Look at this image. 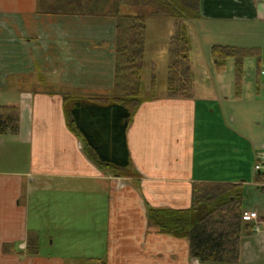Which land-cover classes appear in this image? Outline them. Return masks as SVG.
<instances>
[{
	"label": "crops",
	"instance_id": "crops-1",
	"mask_svg": "<svg viewBox=\"0 0 264 264\" xmlns=\"http://www.w3.org/2000/svg\"><path fill=\"white\" fill-rule=\"evenodd\" d=\"M119 12L153 18L149 6L121 5ZM200 13L195 24H202L205 43L245 37L250 44L230 46L264 49V0H200ZM116 39L117 18L107 10L42 13L38 0H0V107L19 109V131L0 135V264H72L84 257L52 256L41 247L53 246L56 237L69 246L83 236L92 239L86 247L93 255L101 246L90 258L107 264H219L200 262L188 240L148 227V206L187 209L201 182L243 185L244 211L258 218L246 220L238 264H264V182L254 174L264 140L252 142L253 126L264 121L263 86L256 85V99L242 86L226 88L211 61L203 73L217 74L218 92L176 98L162 88L142 103L128 130L139 176H112L84 153L67 126L62 96L47 93L43 83L110 92ZM153 70L145 65V80ZM236 123L239 132L231 127ZM210 128L219 131L211 144ZM246 150L248 160L231 159ZM28 245L36 255L26 253Z\"/></svg>",
	"mask_w": 264,
	"mask_h": 264
},
{
	"label": "trees",
	"instance_id": "trees-1",
	"mask_svg": "<svg viewBox=\"0 0 264 264\" xmlns=\"http://www.w3.org/2000/svg\"><path fill=\"white\" fill-rule=\"evenodd\" d=\"M121 5L149 6L151 15L176 19V43L166 78L168 95L189 98L194 76L190 66L188 23L200 16V0H38V11L57 14H100L107 10L117 18L115 85L107 93L80 88L54 87L43 83L47 93L63 98L66 123L82 142L84 153L100 169L116 177H138L128 145V130L140 106L158 96L157 70L144 78V15L122 14ZM214 68L222 72L234 60L235 86L239 90L247 58H255L258 71L264 49L213 45ZM264 64V63H263ZM150 71H145V74ZM145 82V84H144ZM259 85V84H258ZM147 90V92H146ZM19 131V109L0 107V135ZM264 182V173L257 174ZM244 188L239 183L201 182L193 186L192 205L187 209L148 206V227L161 234L189 241L190 255L203 263L238 264L243 236L250 228L243 217ZM30 246L31 239H30ZM27 254L36 255L32 247ZM72 264H107L104 260L77 258Z\"/></svg>",
	"mask_w": 264,
	"mask_h": 264
},
{
	"label": "rangeland",
	"instance_id": "rangeland-1",
	"mask_svg": "<svg viewBox=\"0 0 264 264\" xmlns=\"http://www.w3.org/2000/svg\"><path fill=\"white\" fill-rule=\"evenodd\" d=\"M149 28L148 35L145 39V62L146 67L152 68L156 67L158 69L157 75L159 78V87L161 86L163 89H166V78L168 76V66L171 63V60L174 58L173 53L174 49H176V43L173 41V38L176 35V19L173 17H164V16H156L154 15L153 18L146 20ZM198 23L195 20L188 23V30L190 36V65L193 69L194 73V85L193 91H197L198 95H203V91L209 90H216L220 87L217 79V74H204L203 71L208 68L209 63L213 62V58L211 56V47L210 42L205 43L204 38L201 37L199 31L202 28V24H195ZM219 40L225 43H220L221 45L230 44L233 42H238L240 44H250V39L245 37H219ZM254 41V40H252ZM218 44V43H217ZM216 44V45H217ZM232 46V45H231ZM250 47H256V45H246ZM155 64V65H154ZM245 73L241 83L242 89L245 92V95H251L252 99H256V92H257V84L262 85L263 88L261 90L262 97L264 101V64L261 65V72L258 71L257 62L255 58H247L245 61ZM151 73L146 75V79L151 76ZM208 74V75H207ZM221 76L223 80L221 81L222 84L226 88L231 85L235 86V74H234V60L229 59L224 71H222ZM232 83H231V82ZM230 82V83H228ZM230 86V87H231ZM206 96H212L211 94L207 93ZM246 97V96H245ZM215 105V104H214ZM228 107L230 104L227 102ZM232 129L239 132L241 125L236 123L234 126H231ZM254 140L252 141L255 145L256 138H261L264 140V121L261 122V125L258 127L253 126L252 129ZM208 134V143L216 142L219 131L216 128L207 129ZM262 144V143H259ZM255 150V148H253ZM247 154L238 156V157H231L234 160H243L246 161L249 159L248 150H246ZM255 153H253V162L255 161ZM257 163V162H256ZM254 174L257 176L258 172L254 170ZM253 201L261 204L262 201H259L254 196H251ZM74 238V237H71ZM82 239H69L71 241V245L67 246L66 239L56 237L54 238V245L53 246H43L41 247V251L47 254H55L52 256H63V257H70V256H82L84 258H90L92 256H97V248L95 255H93V251L88 249L86 246L92 239L88 237H80ZM88 238V239H87ZM73 240L76 242L73 245ZM66 246V247H65ZM74 248V251L70 252H63L65 250H71ZM101 250V246L99 248Z\"/></svg>",
	"mask_w": 264,
	"mask_h": 264
},
{
	"label": "built area",
	"instance_id": "built-area-1",
	"mask_svg": "<svg viewBox=\"0 0 264 264\" xmlns=\"http://www.w3.org/2000/svg\"><path fill=\"white\" fill-rule=\"evenodd\" d=\"M256 168H257L258 170H260V169L264 170V165H262V164H258V165L256 166ZM256 216H257L256 213H245V217H246V218H253V217H256Z\"/></svg>",
	"mask_w": 264,
	"mask_h": 264
}]
</instances>
